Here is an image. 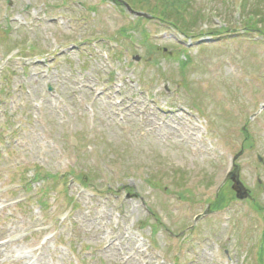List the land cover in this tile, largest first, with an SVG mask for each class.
Listing matches in <instances>:
<instances>
[{
	"label": "rangeland",
	"instance_id": "1",
	"mask_svg": "<svg viewBox=\"0 0 264 264\" xmlns=\"http://www.w3.org/2000/svg\"><path fill=\"white\" fill-rule=\"evenodd\" d=\"M128 1L0 0V264H264V0Z\"/></svg>",
	"mask_w": 264,
	"mask_h": 264
},
{
	"label": "water",
	"instance_id": "2",
	"mask_svg": "<svg viewBox=\"0 0 264 264\" xmlns=\"http://www.w3.org/2000/svg\"><path fill=\"white\" fill-rule=\"evenodd\" d=\"M231 180L233 182L232 189L236 192V197L238 199H244L246 197V192L238 179V168L232 173Z\"/></svg>",
	"mask_w": 264,
	"mask_h": 264
},
{
	"label": "trees",
	"instance_id": "3",
	"mask_svg": "<svg viewBox=\"0 0 264 264\" xmlns=\"http://www.w3.org/2000/svg\"><path fill=\"white\" fill-rule=\"evenodd\" d=\"M126 2H128L129 3V1L128 0H126ZM168 11H165V12H161L160 14H159V18L160 19H166V17L168 16ZM175 19H176V22H178L180 25H182V22L179 20V18L178 17H175ZM180 19H181V17H180ZM254 21V20H253ZM258 23H260V22H255L254 21V24H256L255 25V27L257 28V24ZM176 26V25H175ZM259 28V27H258ZM260 29V28H259ZM263 29V28H262ZM260 31H262L263 33H264V29L263 30H260ZM223 191H224V189L223 190H221L220 192H219V194H218V196H217V198H216V200H215V202H214V205L216 206V208L218 207V204H220V202L223 200V196L221 195V194H223ZM215 208V209H216Z\"/></svg>",
	"mask_w": 264,
	"mask_h": 264
}]
</instances>
